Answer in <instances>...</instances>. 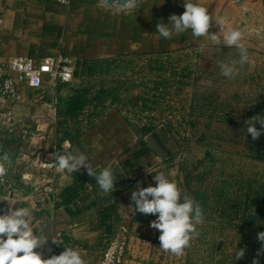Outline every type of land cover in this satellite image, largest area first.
I'll return each instance as SVG.
<instances>
[{
	"label": "crops",
	"instance_id": "1",
	"mask_svg": "<svg viewBox=\"0 0 264 264\" xmlns=\"http://www.w3.org/2000/svg\"><path fill=\"white\" fill-rule=\"evenodd\" d=\"M67 1L0 0V84L16 57L39 63L67 54L74 61L72 81L44 76L40 87L20 83L18 98L0 100V157H9L0 161L6 168L0 177V209H33L34 230L57 243L49 240L37 250L43 258L49 248L60 254L73 247L87 263L99 264L108 240L127 231L125 264H145L152 251L138 231L140 213L131 207V192L136 180L172 155V144L160 131L141 133L114 107L89 103L72 117L70 99L86 62L217 43L193 37L191 31L173 33L171 39L159 35L156 25L183 14V0H140L136 9L99 0ZM191 2L208 8L214 21L225 18V32L241 31L244 46L264 50V0ZM209 31L220 29L213 22ZM57 154H83L97 174L110 167L116 190L104 193L87 167L71 173L59 169Z\"/></svg>",
	"mask_w": 264,
	"mask_h": 264
},
{
	"label": "rangeland",
	"instance_id": "2",
	"mask_svg": "<svg viewBox=\"0 0 264 264\" xmlns=\"http://www.w3.org/2000/svg\"><path fill=\"white\" fill-rule=\"evenodd\" d=\"M199 47L112 58L85 71L75 88L100 109L122 110L141 133L160 131L172 144V155L136 180L135 189L138 182L155 186L153 176L163 171L202 207L199 235L180 256L159 248L160 232L150 227L156 216L140 213L138 231L152 251L145 264H252L261 247L264 135L253 141L245 121L264 116V50L244 46L248 61L228 78L219 65L238 62L239 50L210 44L201 54ZM238 248L246 252L235 261ZM258 259L264 264V255Z\"/></svg>",
	"mask_w": 264,
	"mask_h": 264
},
{
	"label": "clouds",
	"instance_id": "3",
	"mask_svg": "<svg viewBox=\"0 0 264 264\" xmlns=\"http://www.w3.org/2000/svg\"><path fill=\"white\" fill-rule=\"evenodd\" d=\"M67 2V0H61ZM126 5L128 0H120ZM185 11L181 15L171 14L168 22L161 20L156 25V31L165 39H171L173 33L180 34L191 31L193 37H206L208 40L227 47L235 46L239 50L240 60L229 63H220L221 74L231 78L236 72L237 64L243 65L248 61V52L241 43L243 34L239 30H224L227 22L220 17L212 19L209 9L191 0H183ZM219 26L220 31L210 33L209 29ZM197 51L203 53L205 46L201 45ZM247 134L253 141L264 135V116H253L245 121ZM261 127L258 129L256 125ZM8 155L0 157V161L7 162ZM55 163L59 169H66L69 173L79 171L87 167L88 175L93 177L99 188L106 194L116 190L117 178L110 167H104L96 173L94 165L83 155L69 154L67 156L57 154ZM6 168L0 163V177L4 176ZM155 186H140L138 182L135 190L131 192L132 208L135 212L144 215H154L156 219L150 222V227L160 232L158 237L160 246L166 252L180 256L190 246L194 236H198L196 226L204 222V213L200 204L187 194H183L178 184L168 178L163 172L153 176ZM125 211V210H123ZM126 212V211H125ZM255 215V208L252 209ZM33 209L31 207L0 209V264H86L81 254L73 247H66L59 255H51L43 258L42 249L51 240L44 234L34 230L31 220ZM257 241L261 244L257 250V258L252 264H260L259 256L264 255V232L257 233ZM52 243L57 244L54 240ZM51 252V248L48 249ZM246 249L238 248L234 253L235 261L245 256Z\"/></svg>",
	"mask_w": 264,
	"mask_h": 264
},
{
	"label": "built area",
	"instance_id": "4",
	"mask_svg": "<svg viewBox=\"0 0 264 264\" xmlns=\"http://www.w3.org/2000/svg\"><path fill=\"white\" fill-rule=\"evenodd\" d=\"M101 4L122 9H136L140 0H128L126 5L120 0H99ZM68 2V1H67ZM65 3V2H63ZM73 59L67 54H60L56 58H46L39 63L25 57L13 58L7 77L0 84V100L18 98V84L26 83L32 88L42 85L44 76H50L59 82L73 80ZM45 167H54V163L44 164ZM129 248V236L127 231H122L112 236L106 243L99 264H125L126 254ZM51 255H59L51 250L44 258ZM86 264H89L86 262Z\"/></svg>",
	"mask_w": 264,
	"mask_h": 264
},
{
	"label": "trees",
	"instance_id": "5",
	"mask_svg": "<svg viewBox=\"0 0 264 264\" xmlns=\"http://www.w3.org/2000/svg\"><path fill=\"white\" fill-rule=\"evenodd\" d=\"M108 60H95L92 62H86V64L84 65V72L88 71V70H92L94 68V66L103 64L105 62H107ZM104 90H101L100 92H103ZM99 92V93H100ZM90 100L87 97V95L84 94H78L76 93L71 99H70V104H69V109L68 112L72 117H75L76 115H78L82 108L89 104ZM152 129L148 128L146 131L150 132ZM261 212H264L263 209L260 210Z\"/></svg>",
	"mask_w": 264,
	"mask_h": 264
}]
</instances>
